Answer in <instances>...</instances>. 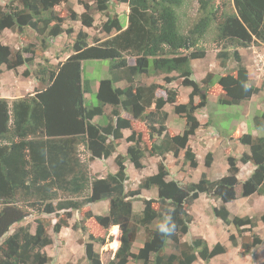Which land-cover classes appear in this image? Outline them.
<instances>
[{
    "label": "trees",
    "instance_id": "16d2710c",
    "mask_svg": "<svg viewBox=\"0 0 264 264\" xmlns=\"http://www.w3.org/2000/svg\"><path fill=\"white\" fill-rule=\"evenodd\" d=\"M183 1L120 0L129 9L126 26L117 14L108 13L110 0H94V8L79 2L84 9L80 15L71 8L65 10L69 21L80 22L85 29L92 28L94 12L105 15L99 27L108 37L101 40L98 35L93 42L83 29L72 37L73 29L65 27L67 18L57 8L66 0H8L0 6V34L9 30L20 38L30 29L40 43L21 45L17 50L0 43V74L2 67L14 71L24 66L22 76L26 78L32 75L29 66L34 58L43 61L33 75L41 86L32 95L11 102L0 98V264L52 263L46 253L52 239L40 220L34 221L33 231L26 225L8 234L31 213L53 216L55 234L67 228L85 232L87 219L104 230L117 226L120 244L107 264H194L197 260L208 264L227 252L223 244L210 247L202 238L182 240L192 222L189 209L200 196L215 203V219L237 230L238 236H228L232 247L247 256L261 245L260 238L252 233L256 223L231 217L226 205L264 196V136H239L246 151L239 159L228 156L227 174L217 180L204 173L197 182L169 180L165 158L181 157L183 165L197 169V156L189 141L200 128L195 113L205 108L213 81L211 74L201 84L195 81L191 61L205 56V49L199 45L208 34L235 48L264 44V0H232L234 12L215 0H198L199 18L186 34L178 14ZM111 33L116 34L110 37ZM63 34L71 42L63 53L68 56L51 67L45 53ZM216 56L221 67L229 56L236 64L232 72H225L216 81L223 91L218 104L236 106L260 91L250 83L237 51ZM85 60L110 62L109 78L99 82L95 94L98 105L94 107L86 104L91 90L81 74ZM160 75H164L166 86L177 82L190 89L187 103L181 102L177 89L156 83L144 85L137 80ZM122 82L125 86L118 87ZM158 92L162 96H157ZM167 105L184 120L181 133L166 128ZM102 117L106 118L104 125L97 123ZM253 122L255 129L264 131V112ZM123 131L129 134L124 136ZM122 141L127 144L123 154L117 152ZM79 148L88 161L112 159L116 170L104 178L90 177L79 159ZM145 154L158 159L156 172L145 177L136 190H126V164L142 169ZM212 162V153H207L204 166L210 168ZM238 162L253 166L242 181L237 179ZM152 189L157 193L155 198L141 197L142 190ZM102 201L108 202L107 215L87 212L84 219L69 226L72 212ZM135 201L142 204L139 213L133 211ZM258 221L264 225V213ZM88 239L84 244L87 263L102 264L93 242L103 246L104 238L89 234ZM138 239L141 242L136 246Z\"/></svg>",
    "mask_w": 264,
    "mask_h": 264
},
{
    "label": "rangeland",
    "instance_id": "374dc122",
    "mask_svg": "<svg viewBox=\"0 0 264 264\" xmlns=\"http://www.w3.org/2000/svg\"><path fill=\"white\" fill-rule=\"evenodd\" d=\"M189 1L191 3L188 9H184L182 8V6L178 9L179 22L182 32L190 29L192 27V24L194 25L196 20H198L199 18V4L196 1L195 5L193 6L192 1L194 0ZM7 2L8 0H0V6H4V4ZM79 2H82L84 4L86 3L91 6V8H94V0H66L65 4L60 5V7L57 8V12H60V14L62 13V15H65V17L67 18L65 27H71L73 29L74 35H72V37H75V34L80 29H83L89 34L90 40L91 42H93V40L98 39L99 35V25H101V23H99V13H93L94 24L92 28L89 29L83 28L80 22L75 23L69 21L67 13H65V10H67L68 8L72 9L73 7L75 8V11L84 12L83 7H79ZM183 11L185 12V16L182 18L181 14H183ZM124 21L125 19L124 17H122L121 22L124 23ZM0 43L9 46L10 48H12V50H17L21 45H26L28 43H35L36 45L40 44L36 38L35 33L30 29H26L20 38H18L15 33L9 30H5L0 34ZM69 43L71 42L69 39H67L65 34L61 35L59 39L57 38L52 41L51 47L45 53V57L47 58L48 64L51 67H54L61 59L65 57V54L63 55V53L64 50L67 49V46H69ZM186 53L187 52H184V54ZM215 61L218 62V60L214 59V53H208L203 63L194 64L195 75L200 77L203 76V73L206 72L207 69H217L215 68ZM38 63L43 64V61L40 58L35 57L34 63L29 66V72L32 75L26 78L22 76L23 71L26 69L24 66L14 71H7L4 67H2V73L0 74V98H5L8 100V102H11L16 98L32 95L37 90V87L40 88L41 85L34 80L33 76L36 74V71L38 69ZM109 63V60H85L82 62V78L89 84L91 90V92L86 95V104L88 106L94 107L98 105V101L95 96L96 90L101 80L109 78ZM174 75L175 74H173V76ZM195 75L193 74L194 79H198ZM163 78L164 75H161L158 78L141 76L138 77L137 80L138 83L144 85L158 82L159 85H162V87L171 89L173 88L175 90L177 89L176 91H178L179 96L184 101L182 103H187L190 89L180 87L177 82L171 83L170 86H166L163 82ZM157 96H162V93L158 92ZM195 102H197V99ZM172 109V106L169 105L165 107L164 111H166V113L168 114V117L165 121V126L171 133H181L184 129V120L174 115ZM109 110L110 109L107 108V114L109 113ZM200 110H198L196 113H198L197 115H202V117L200 118L202 124V132L194 135L190 142V146L192 149H194L199 165L197 169L192 170L183 165L182 158L175 159L172 156H167L165 158V164L169 171V180L176 179L181 183L197 182L202 173H204L205 176L211 180H217L226 176L227 174L226 159L228 153L226 154V151L234 154L235 159H239L238 156L240 153V148H232L233 146L231 147L230 141H228V139L230 138V133L235 128V114H239L241 109L233 106H222L215 101L213 102L212 97L209 105L205 108L204 113L202 112V109ZM258 114L260 113L258 112ZM204 115L210 120V126L214 128L219 135L222 136L223 139H220V141L223 140L222 144H219V142H214L213 139L211 140V136L207 132L208 126L206 124L207 121H205L206 118ZM243 120L244 124H250V126L253 124V119ZM97 123H100L101 125L106 124V118H99V121ZM139 127L140 126L137 125L138 130L141 129H139ZM261 131V136H264V131ZM261 131L259 130L258 132ZM125 133L126 136L127 134H129L128 131H125ZM204 136H207V139ZM126 145L127 144L122 141L117 152L122 154L125 153ZM207 153H212L213 156V163L210 168H206L204 166V157ZM79 159L81 160L82 164L88 168L89 175L93 178H104L108 173H112L116 170L112 159L101 162L88 161L87 157L84 156L81 148H79ZM141 163L143 165V168L140 170H135L130 163L126 164V172L129 177L128 181L126 182V190H136L140 182L145 177L156 172V165L158 163L157 158H153L148 154H145V157L143 158ZM237 166L239 169L237 179L240 181L245 180L249 176L250 172L253 171V166L249 164L244 165L238 162ZM156 195L157 193L155 189L148 191L142 190L141 192V197L145 199L155 198ZM214 206L215 203L210 199H207L205 196H200L199 199L194 202L192 207L189 209V214L192 217V222L189 225V232L185 236H183L182 240L185 242H189L194 238H202L210 247H212L216 243L223 244L226 247L227 252L223 255L215 257L208 264H264V225L260 221H258L260 215L264 213V197L255 195L246 199H238L235 200L234 203H230L227 208L231 214V217L236 216L249 218L254 223H256V226L253 229L252 233L258 236L262 243L261 245L253 249L250 255L247 256L242 255L238 248H234L230 245L228 236L231 234L238 236L237 230L233 226L223 225L220 220L214 218L212 212V208ZM141 210V202H133V211L135 213H139ZM87 212H90L93 215L105 216L108 213V202H98L93 205L86 206L80 211L72 212L69 226L71 227L74 223L84 219L83 217ZM36 219L40 220L43 223L47 234L52 239V245L46 248V253L52 259L51 264H88L84 257V244L89 242V234H92L96 238H104L105 240V244L103 246L93 242L94 249L99 253L102 264H107L113 258L114 253L118 248L115 246L117 244L115 243V230L118 232L119 246L121 233L118 227L112 226L109 229L104 230L100 226H98L93 219L84 220V224L86 227L85 232H80L78 230L73 231L71 228H67L61 230L58 234H55L52 230V227L55 223V219L53 216H37L34 213H31V215L23 222L13 225L12 228H10L8 234H12L18 227L26 225L30 226V230L33 231L35 226L34 221ZM245 235L248 236L250 235V233H246ZM238 241H240V239H238ZM140 242L141 240L138 239L136 246H139ZM194 264L204 263L201 260H197V262Z\"/></svg>",
    "mask_w": 264,
    "mask_h": 264
},
{
    "label": "crops",
    "instance_id": "0c3cea01",
    "mask_svg": "<svg viewBox=\"0 0 264 264\" xmlns=\"http://www.w3.org/2000/svg\"><path fill=\"white\" fill-rule=\"evenodd\" d=\"M196 1L198 3V0L192 1L193 6L195 5ZM215 1L220 6L222 4H226V10L229 12L230 11L234 12L232 0H215ZM190 3L191 2L189 0H184L183 4H182V8L188 9ZM79 7H80V5H79ZM109 7H110L109 8L110 10L108 13L111 15L117 14L118 17L120 18V20L122 19V17H124L125 21H124V23L123 22H121V23H123L124 26H126L127 25V15L129 12L127 4L120 2V0H110ZM72 10L78 15L83 13V11H80L81 13L79 11H75L74 7L72 8ZM184 16H185V12L183 11V14H181V17L183 18ZM105 20H106L105 15H101L99 13V23L104 22ZM187 31H188V29L185 30L183 33L186 34ZM115 34L116 33H111L110 37L114 36ZM210 35H212V34L206 35L205 39L203 40L204 42L200 43V45H199V47L205 49V56L202 59H197V60L191 61V67L193 70V74L195 75L194 64L195 63H197V64L203 63V61L205 60V57L208 55V53H214V59L218 60V62L215 61V64H216L215 68H217V69H215L216 71L211 70V69H207V71L203 73V76L198 77L195 75L198 78V79H196V78L195 79L199 84L206 77L207 74L212 75L211 82L213 81V83L209 87V90L207 93V104H206L205 108L209 105V102L211 101L212 97H213V102L214 101L217 102L218 98L223 95L222 89L216 83L218 77L222 76L225 72H232L235 68V63L232 61L230 56L228 57L227 61L225 62V67L224 66L221 67V62L219 63V59L216 56L217 53H219V52L226 51L227 53H231L232 51H237L239 56L241 57L242 64L247 71V75H248V79H249L250 83L252 85H254L255 87L260 89V91L256 95H254L250 100L242 101V102H240L239 105L233 106L236 108H240L241 111L239 114H235V117H236L234 119L235 128L230 133V135H229L230 138L228 139V141H230L231 147L233 146L232 148H235V149L240 148V153L238 156V157H240L241 154L246 151V148L243 147L239 143V141H238L239 136H241L242 134H245V133H249L254 137H260L262 135V131H261L262 129H255L254 122H252L253 124L250 126V124H244L243 119H246V120L254 119L255 117H257V115H260L264 112V44L259 43L256 45H251L248 48H235L234 45L231 46V45H228L225 41H218L217 37H215L214 35H212V36H210ZM107 37H108L107 35L100 32V28H99V39L103 40V39H106ZM225 45H226V47H225ZM67 56L68 55L65 54V57L63 59H61V61H64ZM208 66H210V65H208ZM152 77H154V76H152ZM158 77L159 76H156L155 78H158ZM154 83L157 84L158 82H154ZM117 86L122 88L124 86V83L123 82L119 83ZM181 102H184V101L181 99ZM227 107H231V106H227ZM205 108L202 109L203 113H204ZM164 110H165V108H164ZM258 112L260 114H258ZM197 114L198 113H195V116H196L198 122L200 123V128L196 131L195 135L202 132V124H201V119H200L202 117V115H200V114L197 115ZM239 117H241V118H239ZM205 118H206L205 121H207L206 124L208 126L207 132L211 136V140L213 139L214 142H219V144H222L223 140L220 141V139H223L222 136L219 135L215 131V129L210 126V120L206 116H205ZM250 130H251V132H250ZM259 130L261 132H258ZM123 135L126 136L125 131H123ZM192 137L190 138L189 145H191L190 142H191ZM204 137H206V139H207V136H204ZM192 150L194 152V149H192ZM227 153H228V156L235 157L234 154L226 151V154ZM153 158H155V157H153ZM179 158H181V157H179ZM198 165H199V163H198ZM211 166H212V164H211ZM251 172H250V174H251ZM231 203H234V201ZM229 204L230 203H228L226 205L227 208H228Z\"/></svg>",
    "mask_w": 264,
    "mask_h": 264
},
{
    "label": "bare ground",
    "instance_id": "6f19581e",
    "mask_svg": "<svg viewBox=\"0 0 264 264\" xmlns=\"http://www.w3.org/2000/svg\"><path fill=\"white\" fill-rule=\"evenodd\" d=\"M114 233L116 235V238H115L116 239V242L115 243H117L115 246L118 247V238H119L118 232L115 230Z\"/></svg>",
    "mask_w": 264,
    "mask_h": 264
},
{
    "label": "clouds",
    "instance_id": "9594fccd",
    "mask_svg": "<svg viewBox=\"0 0 264 264\" xmlns=\"http://www.w3.org/2000/svg\"><path fill=\"white\" fill-rule=\"evenodd\" d=\"M124 83V82H123ZM125 86V85H124ZM119 244H120V242H119ZM209 246V245H208ZM119 247V246H118ZM117 250V249H116Z\"/></svg>",
    "mask_w": 264,
    "mask_h": 264
}]
</instances>
